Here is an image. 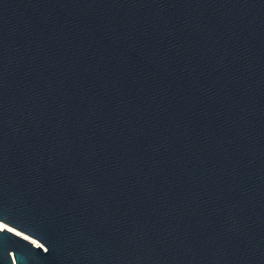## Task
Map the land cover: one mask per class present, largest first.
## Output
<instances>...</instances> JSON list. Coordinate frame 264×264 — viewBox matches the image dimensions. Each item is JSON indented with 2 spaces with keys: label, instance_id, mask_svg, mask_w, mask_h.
<instances>
[{
  "label": "water",
  "instance_id": "95a60500",
  "mask_svg": "<svg viewBox=\"0 0 264 264\" xmlns=\"http://www.w3.org/2000/svg\"><path fill=\"white\" fill-rule=\"evenodd\" d=\"M0 223V264H264V0H0Z\"/></svg>",
  "mask_w": 264,
  "mask_h": 264
},
{
  "label": "bare ground",
  "instance_id": "6f19581e",
  "mask_svg": "<svg viewBox=\"0 0 264 264\" xmlns=\"http://www.w3.org/2000/svg\"><path fill=\"white\" fill-rule=\"evenodd\" d=\"M4 228H6V226H5L3 223H0V229H4ZM10 230H11V229H10ZM13 232H15V233L21 235L20 233L16 232L15 230H13ZM21 236H23V235H21ZM24 237H25V236H24ZM26 238H27V237H26ZM28 239H29V238H28ZM29 240L32 241V242H34V243H36V244L38 245L37 242H35V241L31 240V239H29Z\"/></svg>",
  "mask_w": 264,
  "mask_h": 264
},
{
  "label": "built area",
  "instance_id": "2783aa9c",
  "mask_svg": "<svg viewBox=\"0 0 264 264\" xmlns=\"http://www.w3.org/2000/svg\"><path fill=\"white\" fill-rule=\"evenodd\" d=\"M6 226V225H5ZM5 229H7V230H9V231H12L13 232V229H11V228H9L8 226H6V228H4V229H0L1 231H3V230H5ZM11 229V230H10ZM15 233V232H14ZM12 255V257H13V254H11ZM13 260H14V258H13Z\"/></svg>",
  "mask_w": 264,
  "mask_h": 264
}]
</instances>
